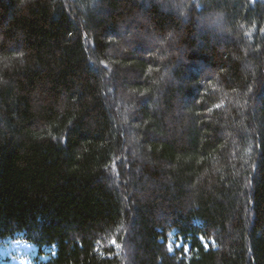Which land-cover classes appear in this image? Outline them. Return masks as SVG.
Returning a JSON list of instances; mask_svg holds the SVG:
<instances>
[{
    "label": "trees",
    "instance_id": "obj_1",
    "mask_svg": "<svg viewBox=\"0 0 264 264\" xmlns=\"http://www.w3.org/2000/svg\"><path fill=\"white\" fill-rule=\"evenodd\" d=\"M17 243L31 264H264V2L0 0Z\"/></svg>",
    "mask_w": 264,
    "mask_h": 264
},
{
    "label": "rangeland",
    "instance_id": "obj_2",
    "mask_svg": "<svg viewBox=\"0 0 264 264\" xmlns=\"http://www.w3.org/2000/svg\"><path fill=\"white\" fill-rule=\"evenodd\" d=\"M263 1L264 0H260ZM169 248H177L180 246L173 236L169 238ZM33 252V253H32ZM35 254V250L26 244H15L8 248L0 249V264H31V255Z\"/></svg>",
    "mask_w": 264,
    "mask_h": 264
},
{
    "label": "clouds",
    "instance_id": "obj_3",
    "mask_svg": "<svg viewBox=\"0 0 264 264\" xmlns=\"http://www.w3.org/2000/svg\"><path fill=\"white\" fill-rule=\"evenodd\" d=\"M219 13H213V14H211V16H212V18H213V21H215V20H218L219 19Z\"/></svg>",
    "mask_w": 264,
    "mask_h": 264
},
{
    "label": "snow or ice",
    "instance_id": "obj_4",
    "mask_svg": "<svg viewBox=\"0 0 264 264\" xmlns=\"http://www.w3.org/2000/svg\"><path fill=\"white\" fill-rule=\"evenodd\" d=\"M109 243H111L113 246H115L116 241L113 239V240H110Z\"/></svg>",
    "mask_w": 264,
    "mask_h": 264
}]
</instances>
